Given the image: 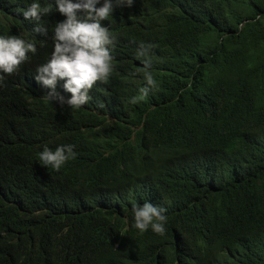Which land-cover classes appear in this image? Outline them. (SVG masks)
I'll return each instance as SVG.
<instances>
[{
	"label": "trees",
	"instance_id": "obj_1",
	"mask_svg": "<svg viewBox=\"0 0 264 264\" xmlns=\"http://www.w3.org/2000/svg\"><path fill=\"white\" fill-rule=\"evenodd\" d=\"M33 2L52 8L47 38L23 17ZM55 3L0 0V37L37 47L0 85V264H264V0L114 8L113 72L80 109L35 79L66 19ZM141 43L156 86L132 103ZM67 145L59 171L40 161ZM145 202L166 209L163 236L134 227Z\"/></svg>",
	"mask_w": 264,
	"mask_h": 264
},
{
	"label": "clouds",
	"instance_id": "obj_2",
	"mask_svg": "<svg viewBox=\"0 0 264 264\" xmlns=\"http://www.w3.org/2000/svg\"><path fill=\"white\" fill-rule=\"evenodd\" d=\"M97 5H101L97 7ZM133 0H56L55 10L66 19L55 24L51 40L53 52L50 59L36 70L35 79L51 91L46 95L49 100H57L61 107L65 104L70 109H80L89 102V92L97 82L107 83L113 72L115 38L109 27L102 26V21L108 20L114 8H131ZM19 11V9H18ZM52 12L51 6L41 7L33 2L22 11L25 20L36 21L34 33L48 37V28L40 24L42 16ZM152 45L141 43L137 50L138 59H143V74L146 87L140 89L141 95L132 99L137 103L148 96L155 88L156 81L151 74ZM37 47L34 42L18 36L0 37V85L6 77L17 73L20 66L35 55ZM65 81L64 90L71 98L59 95L55 89L57 81ZM73 146H60L55 151L45 147L39 154L40 161L45 166H51L59 171L70 158H74ZM134 227L141 233L149 228L161 236L165 233L167 217L166 209L154 206L150 202L136 205Z\"/></svg>",
	"mask_w": 264,
	"mask_h": 264
}]
</instances>
